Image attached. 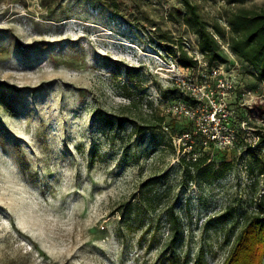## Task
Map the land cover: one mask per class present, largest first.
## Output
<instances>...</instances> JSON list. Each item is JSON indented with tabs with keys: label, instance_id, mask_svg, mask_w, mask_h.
Segmentation results:
<instances>
[{
	"label": "rangeland",
	"instance_id": "obj_1",
	"mask_svg": "<svg viewBox=\"0 0 264 264\" xmlns=\"http://www.w3.org/2000/svg\"><path fill=\"white\" fill-rule=\"evenodd\" d=\"M190 1L223 60L199 51L181 0H0V264H246L264 82L227 21L264 0ZM204 155L232 169L181 164Z\"/></svg>",
	"mask_w": 264,
	"mask_h": 264
},
{
	"label": "trees",
	"instance_id": "obj_2",
	"mask_svg": "<svg viewBox=\"0 0 264 264\" xmlns=\"http://www.w3.org/2000/svg\"><path fill=\"white\" fill-rule=\"evenodd\" d=\"M188 14V23L193 32L199 38V51L204 55L209 63L223 60L220 53L221 45L215 36L211 33L207 22L201 16L198 7L190 0H181ZM229 38L228 45L230 49L244 62L254 68L253 75L259 81L264 82V8L262 9H240L233 12L228 19ZM218 32H220L218 30ZM183 58L186 59L183 67L190 70L196 65V61L189 58L186 52H183ZM260 116L264 115V103L258 105ZM159 124L165 122L164 118L157 119ZM193 142V141H192ZM198 144V143H197ZM187 146H194L188 142L186 146L180 145L181 150ZM209 155H204L195 161H187L186 157H181V164L189 172L192 169H209L213 172L212 176L222 178L226 172L232 169L230 161H222L219 165L209 162ZM216 166L218 167L216 169ZM264 174V170L261 171ZM153 207V208H152ZM258 211L250 218L242 229L236 246L240 245L241 252L245 249L246 264H263L260 253L264 250V195L257 203ZM149 210L155 212L156 208L149 200ZM169 220L171 224L172 236L169 239V247L176 249L175 245L180 237V220L174 209H171ZM261 230L260 236L255 238L253 243L247 241V236L251 233ZM251 244V245H250ZM237 248V247H236ZM236 252V250H235ZM236 254L234 253L229 260L233 262Z\"/></svg>",
	"mask_w": 264,
	"mask_h": 264
},
{
	"label": "built area",
	"instance_id": "obj_3",
	"mask_svg": "<svg viewBox=\"0 0 264 264\" xmlns=\"http://www.w3.org/2000/svg\"><path fill=\"white\" fill-rule=\"evenodd\" d=\"M264 118V116H262Z\"/></svg>",
	"mask_w": 264,
	"mask_h": 264
}]
</instances>
